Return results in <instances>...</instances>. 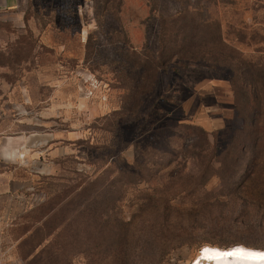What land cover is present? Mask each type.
<instances>
[{"label":"rangeland","instance_id":"374dc122","mask_svg":"<svg viewBox=\"0 0 264 264\" xmlns=\"http://www.w3.org/2000/svg\"><path fill=\"white\" fill-rule=\"evenodd\" d=\"M200 23L199 40L224 39L216 63L148 69ZM249 63L264 74V0H25L0 13V97L58 155L11 232L20 263L104 264L101 211L114 202L138 240L159 233L141 255L133 239L129 264L264 250V117L244 138L254 120L236 84ZM160 241L173 249L164 263Z\"/></svg>","mask_w":264,"mask_h":264},{"label":"crops","instance_id":"0c3cea01","mask_svg":"<svg viewBox=\"0 0 264 264\" xmlns=\"http://www.w3.org/2000/svg\"><path fill=\"white\" fill-rule=\"evenodd\" d=\"M24 2L0 0V13L14 11ZM6 99L0 97V264H21L19 242L11 232L39 204L43 176L51 174L58 155L51 136L47 139L35 127L26 133L25 117L14 112L19 102Z\"/></svg>","mask_w":264,"mask_h":264},{"label":"trees","instance_id":"16d2710c","mask_svg":"<svg viewBox=\"0 0 264 264\" xmlns=\"http://www.w3.org/2000/svg\"><path fill=\"white\" fill-rule=\"evenodd\" d=\"M189 10L196 12V6H188L183 10V14L188 15ZM204 25L200 23L192 30H187L186 27H181L177 32V40L165 42L161 47V54L157 60L151 61L148 66L149 70L156 71L163 67L167 63H171L175 57H179L180 60L194 61V62H206L209 64H214L218 60L215 57V49L224 45V39L222 35L218 32V35L211 37L210 40H199L200 33L196 30L202 28ZM199 40V41H198ZM196 41V42H195ZM198 42V44H197ZM177 43V44H176ZM189 44L195 46V52L190 48ZM171 47L173 49H171ZM178 48V49H176ZM197 50V51H196ZM207 58V59H206ZM220 60V59H219ZM247 68L244 69L245 79L244 84H242V79L238 78L236 84H240L241 94L245 96L249 102L248 113L249 117L254 121L245 122L242 134L244 138L248 136H256L257 130L255 126L258 124L256 121L260 117H264L261 105L264 104V92L261 87L264 74L259 71L256 63L246 64ZM248 130V132L246 131ZM254 130V131H253ZM250 139V138H248ZM111 188L105 189V194H111ZM116 203H106L102 207L103 217H102V231H103V247H104V264H129L134 258L145 252V248L151 245V242L160 240L159 233L152 238L140 237L137 239V234L133 230L134 220L125 221L119 217L116 210ZM168 224V223H166ZM194 228L199 227V222H193ZM165 227V225H164ZM200 228H198L199 230ZM138 240L140 244V251L138 255L132 254V248L134 245V240ZM163 243L162 249L159 251V262L164 263L169 256L170 251L173 250L170 244L165 241H160ZM214 247V246H213ZM222 248V247H221ZM230 248V247H223ZM144 250V251H143ZM257 250V249H256ZM260 250V249H259Z\"/></svg>","mask_w":264,"mask_h":264},{"label":"bare ground","instance_id":"6f19581e","mask_svg":"<svg viewBox=\"0 0 264 264\" xmlns=\"http://www.w3.org/2000/svg\"><path fill=\"white\" fill-rule=\"evenodd\" d=\"M242 249L244 252L262 253L264 250L249 249L237 246L230 249H220L213 246H204L202 253L199 254L191 264H264V259L259 256H248L244 254L226 255L234 249Z\"/></svg>","mask_w":264,"mask_h":264},{"label":"snow or ice","instance_id":"6c2138e0","mask_svg":"<svg viewBox=\"0 0 264 264\" xmlns=\"http://www.w3.org/2000/svg\"><path fill=\"white\" fill-rule=\"evenodd\" d=\"M236 254H244V255H248V256H259L260 258L264 259V252L262 253H256V252H244V250L242 249H234L232 252L230 253H226V255H236Z\"/></svg>","mask_w":264,"mask_h":264},{"label":"water","instance_id":"95a60500","mask_svg":"<svg viewBox=\"0 0 264 264\" xmlns=\"http://www.w3.org/2000/svg\"><path fill=\"white\" fill-rule=\"evenodd\" d=\"M232 247L235 248V247H237V246H232ZM232 247H230V248H232ZM230 248H220V249H230ZM201 249H203V248H201ZM201 249L199 250L198 255L202 253V250H201ZM198 255H197V256H198Z\"/></svg>","mask_w":264,"mask_h":264}]
</instances>
